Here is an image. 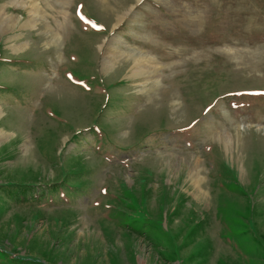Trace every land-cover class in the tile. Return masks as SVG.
<instances>
[{
	"label": "rangeland",
	"instance_id": "rangeland-1",
	"mask_svg": "<svg viewBox=\"0 0 264 264\" xmlns=\"http://www.w3.org/2000/svg\"><path fill=\"white\" fill-rule=\"evenodd\" d=\"M1 9L0 264H264V0Z\"/></svg>",
	"mask_w": 264,
	"mask_h": 264
},
{
	"label": "bare ground",
	"instance_id": "bare-ground-1",
	"mask_svg": "<svg viewBox=\"0 0 264 264\" xmlns=\"http://www.w3.org/2000/svg\"><path fill=\"white\" fill-rule=\"evenodd\" d=\"M32 7H33L32 12L34 13V17H35V14L37 12L39 13V8H36L35 3H33ZM127 12L128 11L124 10L120 14H117L116 16H114L116 18V23L119 24L127 15H129V12L128 13ZM2 13H3V11L1 9L0 14H2ZM6 22H8V19L5 17H2V23H6ZM31 22H32V24L34 23L33 19L31 20ZM112 43H113V41L107 47L106 53H105L106 57H105V59H103L104 60V63H103L104 67L103 66L102 67L106 71L111 69L115 60L117 58H121L122 57L121 54H123V51L119 50L117 47L112 45ZM130 53H131V51H130ZM131 56L129 58H127L129 60V62H131V60H132V66L130 68V76L131 77H133V76H145V78L147 77V79H151L152 76H155V74L157 72V70H156L157 65H156V67H154V65H153L154 63L151 62V60H148V58H146L147 55L145 56L144 53H141L140 55L133 56V58H131ZM0 115H1V110H0ZM1 135H3V133H0V136ZM197 182L200 183V179H197Z\"/></svg>",
	"mask_w": 264,
	"mask_h": 264
}]
</instances>
